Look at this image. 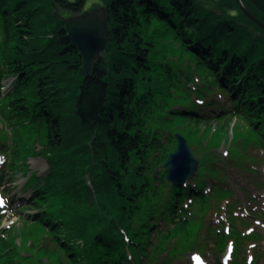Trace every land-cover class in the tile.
<instances>
[{"label":"trees","instance_id":"1","mask_svg":"<svg viewBox=\"0 0 264 264\" xmlns=\"http://www.w3.org/2000/svg\"><path fill=\"white\" fill-rule=\"evenodd\" d=\"M241 1L258 21L237 0H108L109 41L82 77L54 9L76 14L85 0H0V124L17 143L2 174L46 159L25 185L33 204L20 209L38 206L33 217L66 264H172L209 242L220 254L230 243L238 261L233 216L227 228L201 217L229 194L214 193L218 155L196 157L202 168L184 183L168 181L164 163L175 133L190 145L183 125L198 132L211 120L232 121L233 136L242 121L264 147V0ZM1 254L27 263L14 246Z\"/></svg>","mask_w":264,"mask_h":264},{"label":"rangeland","instance_id":"2","mask_svg":"<svg viewBox=\"0 0 264 264\" xmlns=\"http://www.w3.org/2000/svg\"><path fill=\"white\" fill-rule=\"evenodd\" d=\"M107 3L108 0H85L83 10L105 6ZM64 14L67 15L66 12ZM5 83L8 81L5 80ZM220 100L223 101V99ZM209 123L208 126L199 123L202 130L198 127V132L194 125L183 126L187 129L186 136L190 137V146L195 157H201L208 151L218 155L215 164L222 173H220L221 182L213 185L214 193L218 194L226 189L229 194L224 198H213V204L211 202L208 204L209 209L201 217L206 224L215 227L214 224L219 222L220 226L227 228L226 212H228L229 216H233V227L244 235L241 240L243 251L240 252L235 264H264V147L248 139L245 124L240 120L233 122L234 136L229 129L232 121L224 123L221 129L218 127V121L211 120ZM178 127L184 130L181 126ZM15 144L17 143L11 136L10 127L0 124V199L4 201V204L0 205V248L3 243L14 246L22 257H25L24 260H27L28 264H36L40 260L43 263L48 260L47 264H66L63 246L57 244L53 237L42 234L41 230L44 226L33 217L34 214L39 213L38 206L20 209L25 205L33 204L31 198L33 189L25 185L30 173L37 172L42 175L48 171L46 159L43 156L34 155L23 160V164L28 165V174L23 169L2 174V170L9 163L6 152ZM36 146L38 149L41 148L40 144ZM201 168L198 166L197 172ZM194 176L195 173L191 174L187 180ZM207 185L209 187L210 183L207 182ZM31 241L33 246L28 245ZM78 242L82 241L78 240ZM230 245L228 243L226 251L220 254L209 242L204 248L186 251L172 264H196L197 261L204 264H233L230 255L234 250ZM255 258L257 260L253 262ZM0 263L11 264L5 254L0 255Z\"/></svg>","mask_w":264,"mask_h":264},{"label":"water","instance_id":"3","mask_svg":"<svg viewBox=\"0 0 264 264\" xmlns=\"http://www.w3.org/2000/svg\"><path fill=\"white\" fill-rule=\"evenodd\" d=\"M237 1L249 17L256 19L246 10L241 0ZM55 15L64 22L70 43L78 49L82 56L80 75L88 76L95 57L102 53L109 40L107 9L100 6L94 7L68 17L58 15L56 10ZM175 138L177 146L167 156L164 168L168 181L183 183L191 174L196 172L198 160L182 134L176 133Z\"/></svg>","mask_w":264,"mask_h":264},{"label":"bare ground","instance_id":"4","mask_svg":"<svg viewBox=\"0 0 264 264\" xmlns=\"http://www.w3.org/2000/svg\"><path fill=\"white\" fill-rule=\"evenodd\" d=\"M238 2V1H237ZM239 4V3H238ZM243 4V3H242ZM101 7H105V6H101ZM92 8H94V7H92ZM106 8V7H105ZM91 9V8H90ZM56 10H58V12H59V8L58 7H55V10H54V12L56 11ZM88 10V9H87ZM83 11H85V10H82L81 12H83ZM57 12V13H58ZM81 12H79V13H81ZM65 13V12H64ZM63 13V15L59 12L58 13V15H61V16H63V17H68V16H71V15H74V14H69L68 12H66L67 13V15L66 14H64ZM55 14V13H54ZM76 14H78V13H76ZM108 16V15H107ZM55 17H56V15H55ZM57 18V17H56ZM57 19H59V18H57ZM61 20V19H60ZM64 23V22H63ZM107 25H108V19H107ZM64 26H65V24H64ZM108 31H109V25H108ZM229 38V37H228ZM231 39H229V42H232V41H230ZM109 41V40H108ZM101 55V54H100ZM98 56H96L95 57V59L97 58ZM82 66V65H81ZM81 68V67H80ZM91 71V70H90ZM79 74H80V72H79ZM80 76H82V75H80ZM82 77H84V76H82ZM4 83H5V81H4ZM5 84H8V83H5ZM4 87H2V89H3Z\"/></svg>","mask_w":264,"mask_h":264},{"label":"snow or ice","instance_id":"5","mask_svg":"<svg viewBox=\"0 0 264 264\" xmlns=\"http://www.w3.org/2000/svg\"><path fill=\"white\" fill-rule=\"evenodd\" d=\"M4 201L2 199H0V205H3ZM194 259H198V257H194Z\"/></svg>","mask_w":264,"mask_h":264}]
</instances>
